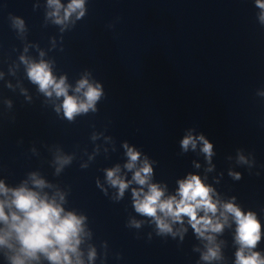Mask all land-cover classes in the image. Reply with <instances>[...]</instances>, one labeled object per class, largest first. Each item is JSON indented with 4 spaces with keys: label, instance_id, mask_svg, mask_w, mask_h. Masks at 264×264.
<instances>
[{
    "label": "clouds",
    "instance_id": "9594fccd",
    "mask_svg": "<svg viewBox=\"0 0 264 264\" xmlns=\"http://www.w3.org/2000/svg\"><path fill=\"white\" fill-rule=\"evenodd\" d=\"M49 7L54 11L50 16L55 17L56 24H64L75 13L80 19L85 15V0H70L64 6L60 0H48ZM255 6L260 10L258 13V23L264 27V0H255ZM63 9V16L60 15ZM13 25L21 31L24 29V21L19 17H13ZM43 55V53H41ZM21 60L27 65V75L29 80L39 86V91L47 97H52L53 93L57 98L63 97L62 104L57 107L63 109L64 116L72 121L74 117L81 113H88L89 110L95 112L97 102L104 95L102 86L99 83L90 82L88 75L77 81L74 89L75 93L81 95H69V88L66 77L57 79L53 74L48 62L28 61L24 57ZM257 95L264 96V92ZM197 139L202 142L201 151L206 154L209 162L213 156V145L203 135L198 138L186 135L181 141V147L187 151L189 146L196 148ZM127 149L129 162L125 165L128 170L136 166L140 153L135 149L124 145ZM239 161L248 163L243 155H239ZM58 162L63 166L70 162L69 158H58ZM120 172L119 166L107 170V180L112 186L118 187L119 195L122 197L130 181L126 182L117 175ZM152 169L147 160L142 168L136 170L133 180L143 186L148 184ZM235 179H240L239 173H230ZM32 182L35 187L43 188L46 183L43 179L32 174ZM179 188L177 196L164 198V191L156 184H148L147 192L143 188L133 190L134 208L139 214L152 217L158 228V235L172 234L170 223H183L182 218L188 217V223L198 237L205 238L212 245L214 237L206 233H220L223 224L216 217L218 211L217 200H213L214 189L205 185L199 176L189 175L185 180L178 182ZM10 194V196H9ZM0 195L5 199H0V249H6L4 257L8 264H31L38 261L43 255L51 264H83L78 246L81 243V236L84 234V222L86 217L78 216L74 212H65L60 203L55 198H49L47 194L41 195L39 192L27 187L26 183L17 188H7L3 181H0ZM142 197V198H141ZM63 201V195L60 196ZM224 221L231 214L236 223L235 241L239 245L235 253V264H264V256L253 251L257 243L261 240V224L257 215L248 211L245 213L233 202L222 205ZM203 213L202 216L198 215ZM136 227L139 223L133 222ZM183 231H186L184 229ZM183 238L181 232V239ZM95 256L94 251H90L89 260ZM75 257V260H73ZM220 249L218 245L208 246L207 251L202 254L201 259L211 261L220 259Z\"/></svg>",
    "mask_w": 264,
    "mask_h": 264
}]
</instances>
